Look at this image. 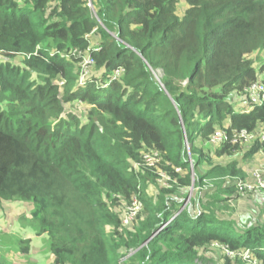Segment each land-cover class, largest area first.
I'll use <instances>...</instances> for the list:
<instances>
[{"label": "trees", "instance_id": "1", "mask_svg": "<svg viewBox=\"0 0 264 264\" xmlns=\"http://www.w3.org/2000/svg\"><path fill=\"white\" fill-rule=\"evenodd\" d=\"M263 50L264 0H0V209L32 202L52 264H215L201 256L214 243L264 264V220L219 205L240 196L241 161L262 142H209L264 132V103L244 108L245 88L264 84ZM154 151V167L134 168ZM191 168L196 199L182 207Z\"/></svg>", "mask_w": 264, "mask_h": 264}, {"label": "rangeland", "instance_id": "2", "mask_svg": "<svg viewBox=\"0 0 264 264\" xmlns=\"http://www.w3.org/2000/svg\"><path fill=\"white\" fill-rule=\"evenodd\" d=\"M89 6H91L89 1ZM184 1H179L177 4V13L182 14L184 9ZM97 48V47H96ZM85 52H88L87 50ZM84 52V53H85ZM85 55H88L85 53ZM256 53L252 54L251 57L255 58ZM90 56V55H89ZM264 58V50L258 53V58L255 63L259 62ZM20 58H16L15 62L18 63ZM263 76V75H262ZM240 98H234V101H239ZM68 108L77 113L78 115L84 117L87 110L86 106L80 102L74 103L72 105L67 104ZM247 103L244 108H248ZM200 143V140H197ZM241 153L234 155L233 157L242 160ZM214 162L217 160L214 159ZM209 165L203 164L199 167L200 172H203ZM191 172L194 174L193 169ZM194 185V176H192L191 185L183 189L184 195H186L182 200L183 204H186L191 198L196 199ZM161 185V184H160ZM149 195L153 196L157 192V187L149 184L147 188ZM200 194L201 198H207L211 191L205 190L206 193ZM259 194V193H258ZM259 195L256 194H246L219 203L223 206L222 212L228 218H232L239 223L242 222H255L264 220V200L258 199ZM32 202L24 200H12L10 202L5 201L2 208L0 209V264H52L53 256L49 252L47 236L45 233L40 231L39 222L34 219L32 211ZM30 239L29 251H22L24 243L22 239ZM220 245L218 243H215ZM214 246L207 248L206 251L201 252V256L208 260V262L214 261L215 264H225L227 260L229 264H241L237 260H233L234 257H229L227 259L220 250L223 251L221 247L226 246ZM226 254V252H224ZM125 259V258H123ZM244 264H248V260L241 257ZM242 263V264H243ZM200 264V263H198Z\"/></svg>", "mask_w": 264, "mask_h": 264}, {"label": "built area", "instance_id": "3", "mask_svg": "<svg viewBox=\"0 0 264 264\" xmlns=\"http://www.w3.org/2000/svg\"><path fill=\"white\" fill-rule=\"evenodd\" d=\"M99 50V48H95ZM80 54V52H77ZM93 64V59L89 55H83L81 60L82 66V77L86 76L91 69ZM122 69H116V75L120 73ZM246 97L249 101L250 106L247 108L249 110L255 104L264 103V84L261 81H257L245 88ZM256 138H259L262 142L259 148L258 155L260 156V161L257 162L256 166L252 168L248 173L246 178H236L235 186L238 190L240 196L246 194H260L264 192V132H253L246 129L239 131L228 132L227 130H217L209 139V142L213 145H219L222 142L230 141L231 143H242L247 146L253 142ZM159 160L157 152H147L142 155V161L134 164V168L140 166L154 167ZM158 181L161 185H167L169 176L164 172L158 173ZM142 207L141 201L138 196L135 195L129 205L126 206L125 214L122 218L124 225H127L135 219L137 214L140 212ZM215 244V243H214ZM213 244V246H214ZM215 246L220 247V245L215 244ZM226 252L229 257H234L235 252L229 250L228 248L221 247ZM244 259L248 260L250 264H256L254 260L250 259L249 250H245L240 254Z\"/></svg>", "mask_w": 264, "mask_h": 264}, {"label": "crops", "instance_id": "4", "mask_svg": "<svg viewBox=\"0 0 264 264\" xmlns=\"http://www.w3.org/2000/svg\"><path fill=\"white\" fill-rule=\"evenodd\" d=\"M258 161H260V156L257 154L248 160H242L241 166L246 171V173H248L252 168L256 166ZM258 199L264 200V192L259 194Z\"/></svg>", "mask_w": 264, "mask_h": 264}, {"label": "water", "instance_id": "5", "mask_svg": "<svg viewBox=\"0 0 264 264\" xmlns=\"http://www.w3.org/2000/svg\"><path fill=\"white\" fill-rule=\"evenodd\" d=\"M90 4H91V2H90ZM193 175H194V174L192 173V176H193ZM192 186H193V184H192ZM183 206H184V204L182 205V207H183ZM182 207H181V208H182Z\"/></svg>", "mask_w": 264, "mask_h": 264}]
</instances>
